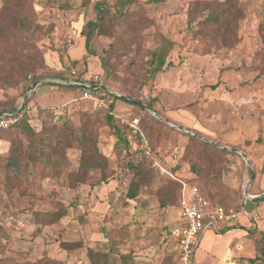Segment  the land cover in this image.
I'll use <instances>...</instances> for the list:
<instances>
[{
	"label": "rangeland",
	"instance_id": "obj_1",
	"mask_svg": "<svg viewBox=\"0 0 264 264\" xmlns=\"http://www.w3.org/2000/svg\"><path fill=\"white\" fill-rule=\"evenodd\" d=\"M98 1L115 5L114 0H0V30L28 43L20 72L43 77L37 81L41 84L59 81L53 78L56 74L84 72L83 78L101 74L99 59L86 54L81 36ZM137 1L142 17L129 22L127 31L117 33L116 39L96 37L92 48L101 55L123 39L105 85L111 93L130 96L144 106L152 104L154 111L129 102L114 103L113 122L129 132L127 150L116 145L105 125L103 107L91 102H78L58 121L42 126L29 123L26 113L22 121L29 123V131L20 123L0 130V264H91L90 250L109 249L115 257L131 254L135 264H182L168 235L177 220L176 187L165 181L170 177L159 172L156 161L169 172L174 159L175 179L195 184L227 210H237L246 191L264 198V0H238L244 13L238 24L239 43L228 50L195 36L202 27L197 22L189 27L188 5L196 0ZM17 18L24 19L29 29H19ZM159 36L172 43L170 66L145 81L146 62L158 47ZM26 92L20 85L0 88V109L16 106L19 113ZM145 113L163 124L152 137L158 160L145 156L139 140L121 124V120H140ZM80 128L94 133L93 153H81ZM186 135L229 154L212 164L196 162L206 168L205 175H196L191 162L181 156L188 144ZM51 140L60 141L64 149L56 169H46L40 155L42 150L49 152ZM233 150L244 154L247 163ZM28 155L39 159L35 175L16 181L13 188L5 186V163ZM147 168L153 170L150 183L139 188L136 199L126 198L133 171ZM257 203L264 205V199ZM62 210L63 217L52 225L43 226L34 217ZM17 223L24 226L15 229ZM240 238L206 231L195 249V261L250 264L248 259L259 256L264 237L247 234L238 251L234 247Z\"/></svg>",
	"mask_w": 264,
	"mask_h": 264
},
{
	"label": "trees",
	"instance_id": "obj_2",
	"mask_svg": "<svg viewBox=\"0 0 264 264\" xmlns=\"http://www.w3.org/2000/svg\"><path fill=\"white\" fill-rule=\"evenodd\" d=\"M1 1L5 2V0ZM114 1L115 5L113 7L103 2H96L93 6L94 18L88 21L81 30V36L84 38V49L86 54L89 56L97 57L99 59L100 69L102 70V72L98 75V79L95 81L91 77H81L85 74L84 72H81V74L76 73L74 75L68 74L66 77L61 74H56L53 76V78H57V80L63 83L77 82L86 84H98L106 90L110 91L105 85L104 81L105 78L111 76L113 55H115L118 50H121V47L124 44L122 41L123 39H120L121 43L119 42L117 45L113 43L110 44L109 48L106 49L101 55L96 53L92 48L94 39L98 36H109L111 38L113 37L116 39L118 37L117 33L121 34V32L127 31L126 27L128 23L133 22L135 19H140L143 14V11L138 5L139 3L137 0ZM164 1L165 0H149L148 3L162 4ZM82 4L86 5L87 1H84ZM187 11L191 17V19L188 21L189 27H191L194 22H197V24H200L202 26L201 29L195 33V36H200L203 37V39L205 40L216 42L222 48L227 50L234 48L239 43L238 24L239 21L243 18L244 13L240 8L238 0H224L222 2L213 0H196L189 3ZM16 23L18 24L19 29H29L24 19L20 20L17 18ZM6 32L4 30H0V88L15 87L20 85L23 88V92H25L35 82H37L39 79H42L43 77L40 78L32 74L20 72L23 71L24 65L26 64L25 60L22 59L21 55L22 52L27 49L26 45L28 43L22 38H19L15 33V36H13V33L8 34ZM171 48L172 43L163 36H159V45L156 49L150 52L149 59L146 62L145 81H152L157 74L162 72L166 67L170 66V63H167V57ZM14 54H17L16 59L14 58ZM62 88L73 91H88L96 96H100L102 99L105 98L106 100H111V103H107L100 110L106 113L105 125L113 132L114 136L116 137V145L122 146L124 150H127V135L129 134V132L125 128L117 126L112 120V115L115 102L123 101L125 103H128L129 101L121 99L119 97H115L107 92L100 90H87L68 86H63ZM33 97L34 92H32L30 96L25 99L24 106L19 111V113H17L16 106L10 107L9 105L0 109V116L15 115L16 126L20 123L24 131L31 130V127L28 125L29 123H32L31 120H28V124L26 121L24 122L22 120L24 119L27 113V104L29 103V101H31ZM128 98L133 99L130 96H128ZM132 101L137 102V100L134 99ZM129 104L135 105L131 102H129ZM135 106L141 109L139 106ZM145 107L149 110L154 111L152 104H147ZM138 129L142 133L144 140L146 141L147 148L149 149L150 154L148 157H150L152 161L158 160L157 157L159 153L156 149L154 140H152V137L154 136L155 132L161 131V129H163V124L148 113H145L141 117V119L138 120ZM79 131V149L81 153H93L96 150V148L93 146V143L95 142L94 133L91 132L89 129L87 131L84 128H80ZM187 137L188 144L186 145L181 156L182 158H187L191 162L190 170L196 175L203 176L206 173V168L204 166H198L196 162H202V164H212L222 160V158L226 154H229V152L223 149H217L216 147L208 143L200 141L196 137ZM135 139H138L141 145L140 138L136 137ZM51 141V149L49 150V152L44 153L43 150L40 152L41 158L44 157V159L46 160V169L58 168L61 164L60 158L62 157V153L64 151L63 145L62 143H60V141ZM40 149L41 148H39V150ZM38 161V158L31 157L29 155L25 156L24 158H15L14 160L7 161L3 167L5 176L4 185L13 188L16 184V181L27 179V177H29L30 175H35L34 168L37 167V165L39 164ZM168 170L169 173L173 176V174H175L176 172V167L170 166ZM79 171L83 173L86 172V169L81 168ZM152 171L153 170L149 168H147L146 170L136 169L133 171V179L127 191L126 198L131 200L136 199L139 188L145 187L150 183V176L152 175ZM81 179L82 178H79V180ZM165 181L172 183L176 187L173 204L177 210L181 199V183L184 181H181L177 178L175 179L174 177L171 178V180L169 178ZM185 183L189 184L188 182ZM189 185L195 186V184L193 183ZM263 199L264 198H260L257 200V202ZM64 213L65 212L62 210L52 214H46V216L41 214H35L34 217L36 218L37 223L42 224L43 226L52 225L58 219L62 218ZM0 229H2L1 226ZM171 229L168 231L169 237ZM226 231H228V229L225 230V232ZM248 232L252 235L258 234L261 239L264 237V233L259 232L256 228H253ZM88 258L91 264H135L131 254H119L118 257L111 256V249H109V251L101 250L97 253L90 250V252L88 253ZM248 262L250 264H264L263 244L260 248L259 256L252 259H248Z\"/></svg>",
	"mask_w": 264,
	"mask_h": 264
},
{
	"label": "built area",
	"instance_id": "obj_3",
	"mask_svg": "<svg viewBox=\"0 0 264 264\" xmlns=\"http://www.w3.org/2000/svg\"><path fill=\"white\" fill-rule=\"evenodd\" d=\"M92 79L96 81L98 76H93ZM81 99L94 102L99 107H104L107 103H111V100H104L100 96H96L88 91L82 92ZM15 123V115L0 116V130H7L13 127ZM121 124L129 127L134 138H140V148L146 156H149L150 152L147 148L146 141L138 129V120H121ZM154 166L158 168L162 175L173 178L157 162H154ZM171 166L175 167L174 159ZM245 214L253 222L260 219L258 213L254 210L245 212ZM237 223L238 217L236 212L212 203L200 193L196 186L189 185L185 182L181 183V199L177 207V220L170 231V237L177 246L178 255L182 264H194V250L197 246L198 239L204 232L213 231L217 233L219 232L220 225L235 226ZM23 226V224L17 223L15 229H21Z\"/></svg>",
	"mask_w": 264,
	"mask_h": 264
},
{
	"label": "crops",
	"instance_id": "obj_4",
	"mask_svg": "<svg viewBox=\"0 0 264 264\" xmlns=\"http://www.w3.org/2000/svg\"><path fill=\"white\" fill-rule=\"evenodd\" d=\"M98 75L99 73H93V74H89V77L93 78V76H98ZM63 86H65L63 85V83H43L38 85L34 89L33 91L35 92L34 99L30 103L31 105L29 106V108H27V113L30 116V120L33 124L35 125L39 124L40 126H42V124L45 122H52V121L55 122V120L58 121L60 119L58 116L63 115L65 111H67L69 108H71L78 102H90L81 99L82 91L76 90L78 91L76 94L72 90L62 89ZM91 103L95 104L94 102ZM50 110H52V112ZM200 193L208 200H210V198H208L205 194H203L202 192ZM243 197H244V201L243 202L241 201V203L239 204V208L237 210L230 209L237 213L238 223L235 226L220 225L219 232L217 233L214 232V233L216 234H224L226 232L231 233L234 237L233 240H235L236 238L238 239V237L242 238L246 236L248 234V231L253 228H256L261 233H264V205L257 203V200L260 199L261 196L258 194H250V193H247V195H245V193H243ZM212 203L217 204L216 202H212ZM252 210L258 213L260 217L258 221L255 222L251 221L245 214V212H250ZM232 228L234 229L231 230ZM227 229L228 231L225 232V230ZM203 234L198 239L196 248L200 244V240L202 239ZM240 239L238 240V243H236L234 247L238 251L241 249V246L243 245V240ZM193 259H194V264H197L194 255H193Z\"/></svg>",
	"mask_w": 264,
	"mask_h": 264
},
{
	"label": "water",
	"instance_id": "obj_5",
	"mask_svg": "<svg viewBox=\"0 0 264 264\" xmlns=\"http://www.w3.org/2000/svg\"><path fill=\"white\" fill-rule=\"evenodd\" d=\"M52 83H63V82H60V81H53ZM41 84V82H35L28 90H27V92L25 93V95L23 96V102H24V100L26 99V97L28 96V95H30L33 91H34V89L38 86V85H40ZM63 85H65V86H68V87H74V88H81V89H89V90H100V91H104V92H107V93H109V94H111V95H113V96H115V97H119V98H121V99H124V100H127V101H129V102H131L132 104H135V105H137V106H139V107H141V108H143V109H145L146 111H149V109L148 108H146L144 105H142V104H140V103H137V102H135V101H132V100H129V99H127V98H125V97H123V96H121V95H117V94H114V93H111V92H109L108 90H106L105 88H103L101 85H96V84H84V83H77V82H68V83H63ZM19 111V110H18ZM18 113V112H17ZM16 113V114H17ZM150 113L156 118V119H158V120H160V121H162V122H165L163 119H161L156 113H154V112H152V111H150ZM166 123V122H165ZM167 125H169V126H171V127H174L173 125H171V124H169V123H166ZM233 151H235V152H238V153H240L239 151H237V150H233ZM241 155H242V158L246 161V163H247V159H246V156L244 155V154H242V153H240ZM247 194V191L245 192V195ZM264 196V195H263Z\"/></svg>",
	"mask_w": 264,
	"mask_h": 264
}]
</instances>
